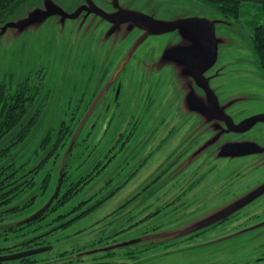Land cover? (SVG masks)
<instances>
[{
  "label": "rangeland",
  "instance_id": "374dc122",
  "mask_svg": "<svg viewBox=\"0 0 264 264\" xmlns=\"http://www.w3.org/2000/svg\"><path fill=\"white\" fill-rule=\"evenodd\" d=\"M207 22L214 25L217 53L200 80L215 94L222 112L244 128L264 115V67L251 41L253 26L264 24V14L255 1L242 0L237 18L224 17L206 0H23L0 15V86L35 93L32 118L27 117L33 124L23 141L3 154L2 165L27 161L31 152L32 159L50 135L55 142L61 135L64 147L57 151L69 150L66 157L50 146L38 151V161L51 154L41 176L51 173V184L47 190L40 184L17 192L22 198L15 206L23 207L45 190L43 198L20 214L46 203L59 175L51 167L67 166L62 192L84 180L67 204L103 198L112 186H122L94 214L110 212L138 191L135 211L162 205L159 220L166 224L160 233L204 229L241 208L244 195L251 194L260 197L257 208L264 219V119L243 133L222 132L225 126L211 99L194 79L213 57ZM18 134H8L1 151ZM247 146L252 151L244 153ZM126 159L136 161L118 177L115 172ZM238 171L242 178L233 180L231 173ZM24 174L15 178L22 181ZM187 181L200 184L164 207ZM232 184L243 194L219 199ZM155 224L149 221L140 229ZM260 224L240 234L238 242L205 239L185 253L171 247L166 255V244L154 245L140 251L132 264H240L248 242L253 243L252 232L264 231ZM256 244L263 246L264 238Z\"/></svg>",
  "mask_w": 264,
  "mask_h": 264
},
{
  "label": "flooded vegetation",
  "instance_id": "af4514ba",
  "mask_svg": "<svg viewBox=\"0 0 264 264\" xmlns=\"http://www.w3.org/2000/svg\"><path fill=\"white\" fill-rule=\"evenodd\" d=\"M123 167H119L115 172L118 177L119 172L123 171ZM91 169L93 170V168ZM63 170L59 172L55 189L59 180L62 187L63 180L68 177ZM231 174L233 180L242 178L240 171ZM193 184L199 185L200 183L183 182L180 189H175L178 192L174 195L179 194L182 197L183 194L191 190ZM61 187L49 207L39 214L36 213L49 202L55 189L46 203L33 213L0 215V233L6 235L0 238L2 240L0 257L39 251L21 258L2 261L0 264H129L128 262L132 264L138 261L141 255L140 251L150 249L154 245L166 244V247H169L166 255H169L171 247H173V251L178 250L180 253H185L194 249L193 246H201L205 239L207 242L215 243L219 239L224 240L225 237H229L232 242H238L241 240L237 239L240 234L249 233L258 228L260 223H264V219H261L262 212L257 208L256 200L260 197L257 198L258 195L251 194L249 197L244 195L240 201L241 208H234L232 213L204 229H197L185 234L182 231L168 234L162 231L160 233L158 230L166 224L159 220L163 216L162 207L159 206L148 212L147 207L150 204H147L146 207L135 211L133 204L138 199L135 197L138 191L122 205L115 207L110 212L97 215L94 214V211L107 203L109 193V196L107 194L103 198L89 199L85 203L79 201L71 205L68 202L69 205L63 203L59 206L58 203L64 194V191L61 192ZM242 191L234 190L232 184L227 187L226 193L220 192L219 199L229 195L233 200L240 196ZM175 200V198L167 202L165 200L164 207L172 205ZM61 201L63 202V200ZM149 221L150 225L156 221L157 224L151 226V229H140L141 225L143 226ZM252 233L254 234L253 243L248 242L249 248L243 255L240 264H264V249H262L264 245L256 244L259 239L264 238V231ZM20 234H22L21 240L14 242L12 236H20ZM158 236L172 238L159 242ZM142 240H144L143 244H141ZM149 241L150 243H148ZM212 264H216V262Z\"/></svg>",
  "mask_w": 264,
  "mask_h": 264
},
{
  "label": "trees",
  "instance_id": "16d2710c",
  "mask_svg": "<svg viewBox=\"0 0 264 264\" xmlns=\"http://www.w3.org/2000/svg\"><path fill=\"white\" fill-rule=\"evenodd\" d=\"M21 1L23 0H0V15L4 11L8 10L9 8L16 6V4L18 3H21ZM206 1L209 2L211 5L217 7L223 13L224 17L230 16V17L237 18L240 15L242 0H206ZM252 1H255L260 4V11L262 12V14H264V0H252ZM251 41L254 47L255 55L258 60V64L261 67H264V24L263 23H256L253 26ZM34 95L35 93L33 95L32 94L27 95L25 90L20 89V88L16 89L15 92L13 93L11 92V89L8 88V86L6 87L5 84H2L0 86V142H2L8 134L20 133L18 134V136H16L15 139H13L14 141H12L11 144L9 143L7 147L2 149V151L0 149V215L20 214L19 212L27 209L29 206L31 207L32 205H34L36 202L35 203L33 202L36 199H39L40 197L43 198L45 190H47L49 184H51L50 178L48 176L51 173H48L47 175H45L46 177L44 178H42L41 176L44 173H47L44 171L50 166L49 160L51 158V154L48 157H45L44 159L42 158L40 161H38L40 158V156L37 155L38 151L44 152L47 149V147L50 146V148L53 151L55 150L54 152H56V154L59 156L66 157L69 154V150H64V152L61 150L57 151L59 145L60 147H64L60 144L61 135L59 138L56 139V142L55 140L50 139V136L52 137V135H50L48 139L42 141V143L40 144V147L37 150L36 149L34 150V154L32 155L34 157L32 159H30L31 153H32L31 152L27 156L29 157L27 161L24 160L23 162L22 160L18 165L17 164L16 165L10 164L8 166H6L5 164L2 165L3 158H4L3 154L7 153L10 149H12V147L15 148L19 143H21L23 141L24 136L26 135V130L28 129V127L32 126L33 124L31 122L34 119L31 120L32 115L30 111L33 109V101L35 100ZM27 117H31V118L27 119ZM222 124L225 126L222 132H227V131L231 132L225 123L222 122ZM59 134H63V131H60ZM139 154L140 152L136 153V155H139ZM148 154L149 153H147L141 159H139L140 164H142L143 161L147 159ZM126 160H127L126 165L123 167L122 169L123 171L121 173H124V171L126 170L125 167H128V169L131 166L133 167L134 166L133 160L136 161V159H126ZM126 160H124V163ZM19 165L21 166L19 168H16ZM31 165H34V166H31ZM137 167L138 165L135 167V169ZM51 168H53V170L57 169L58 172L64 169L63 171L67 173L66 171L67 166H62V167L52 166ZM105 168H108L107 165L102 168L96 167L94 171H96L97 169H98L97 171H101L102 169H105ZM9 170H11L9 173H13V174L8 175ZM22 172L25 174L23 175L24 177L22 181H20L16 179L15 177L17 174L22 173ZM50 172H52V170ZM66 179L67 178L63 180L64 184H65ZM80 182L76 184L75 186H72L70 184L72 187L70 188L69 186L67 188V191L63 192L64 193L62 195L63 197L62 198L59 197L61 198V200H63V202L61 200L59 201L58 203V205L60 204L59 206H61L63 203H66L68 199H73L76 193H79V191H81L79 184L83 185L84 180L80 179ZM109 184H110V181H109ZM38 185H40L41 190H43V188L45 189L44 191H42L41 194H35L33 198L31 199V202L26 203L23 207L15 206L17 205L16 202H18L20 198H22L21 196L16 195L17 192L22 191L21 193H24L28 189L32 190L36 188ZM53 186H56V184ZM62 187H61V192L63 189ZM121 187L119 188L118 186H115V185L112 186L111 188L112 189L115 188V189L111 190V192L109 193L110 196L109 194L108 196L111 197L113 194L120 191L122 189ZM178 198H181L179 194L175 197V199H178ZM85 201H83L82 203H85ZM12 207H15V208L11 209ZM160 207H162V205ZM4 236L6 235L0 233V238ZM21 237H22V234H20V236H15V237L12 236V240L14 242H19L21 240ZM0 243H2L1 239H0Z\"/></svg>",
  "mask_w": 264,
  "mask_h": 264
},
{
  "label": "water",
  "instance_id": "95a60500",
  "mask_svg": "<svg viewBox=\"0 0 264 264\" xmlns=\"http://www.w3.org/2000/svg\"><path fill=\"white\" fill-rule=\"evenodd\" d=\"M128 20H132V18L125 20L124 22L128 21ZM193 22L194 20H190L188 22ZM186 23V22H185ZM183 23V24H185ZM212 29V45H213V57L210 63H208L207 65H205V67H203L202 69L198 70L195 73L194 79L195 82L198 86H200L205 92L206 94L209 96V98L212 101V109L214 110V112L217 114V116L220 118L221 121H223L227 127L229 128L230 131H233L235 133H243L248 131L249 129H251L257 122L261 121L262 119H264V115H259L257 116L248 126L244 127V128H239L237 126H235L233 124V122L222 112V110L219 107V103L217 100V97L215 96V94L204 84L201 82L200 77L201 75L206 72L207 70H209L211 68V66L214 64L215 59H216V53H217V47H216V40H215V33H214V25L213 23L207 22ZM182 25V24H181ZM176 28V26L174 27ZM164 31H167L168 29L163 28ZM247 151H252V148L247 146L244 149V153ZM60 187H61V182L60 180L58 181V185L56 187L55 193L54 195L51 197V199L49 200V202L45 205V207L38 211L36 214L41 213L43 210L47 209L49 207V205L51 204V202L56 198V196L58 195L59 191H60ZM39 251H33V252H28V253H23V254H19V255H15V256H11V257H0V262L2 261H7V260H12V259H17V258H21L23 256L26 255H30V254H35L38 253Z\"/></svg>",
  "mask_w": 264,
  "mask_h": 264
}]
</instances>
